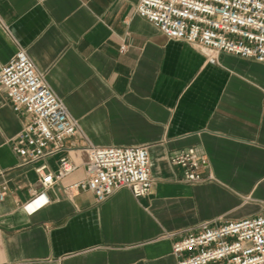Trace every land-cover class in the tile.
Wrapping results in <instances>:
<instances>
[{"label": "crops", "instance_id": "obj_1", "mask_svg": "<svg viewBox=\"0 0 264 264\" xmlns=\"http://www.w3.org/2000/svg\"><path fill=\"white\" fill-rule=\"evenodd\" d=\"M138 0H0V69L24 49L89 141L99 148L148 147L154 189H128L98 203L66 188L86 179V142L23 165L14 142L26 117L0 91V264H178L173 244L201 223L264 215V64L223 54L207 63L137 14ZM127 52L122 53V46ZM194 149L208 161L190 184L172 159ZM78 169L30 214L36 171ZM175 234L173 238L167 235Z\"/></svg>", "mask_w": 264, "mask_h": 264}, {"label": "built area", "instance_id": "obj_2", "mask_svg": "<svg viewBox=\"0 0 264 264\" xmlns=\"http://www.w3.org/2000/svg\"><path fill=\"white\" fill-rule=\"evenodd\" d=\"M137 14L169 41L197 49L211 65H220L223 54L264 64V0H138ZM127 49L124 45L121 52ZM0 91L7 94L15 113L27 119L14 142L23 165L61 153L69 138L81 136L85 140L86 179L66 188L69 197L89 191L103 203L123 189L130 190L137 200L152 194L149 148L95 147L24 49L0 69ZM171 162L183 169L187 183L206 181L200 171L208 161L194 149L182 152ZM77 169L67 157L60 159L57 172L50 171L46 164L38 167L43 191L31 190L24 209L33 214L47 206V191ZM7 194V186L0 189V202ZM174 236L169 234L167 238ZM173 253L178 264H264V215L222 224L201 223L174 242Z\"/></svg>", "mask_w": 264, "mask_h": 264}]
</instances>
